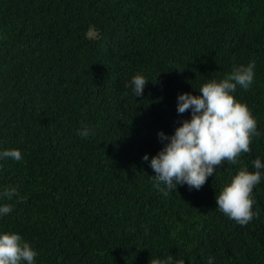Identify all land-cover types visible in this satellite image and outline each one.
Instances as JSON below:
<instances>
[{
    "label": "trees",
    "instance_id": "1",
    "mask_svg": "<svg viewBox=\"0 0 264 264\" xmlns=\"http://www.w3.org/2000/svg\"><path fill=\"white\" fill-rule=\"evenodd\" d=\"M249 61L254 82L234 95L258 122L251 151L199 190L164 195L142 157L190 118L174 89L196 95ZM137 72L140 97L126 87ZM12 148L22 159L0 161V203L13 207L0 230L28 241L36 264H264V182L245 226L215 201L264 161V0H0V150Z\"/></svg>",
    "mask_w": 264,
    "mask_h": 264
},
{
    "label": "clouds",
    "instance_id": "2",
    "mask_svg": "<svg viewBox=\"0 0 264 264\" xmlns=\"http://www.w3.org/2000/svg\"><path fill=\"white\" fill-rule=\"evenodd\" d=\"M255 68L254 61L234 65L223 78L205 80L196 89V95L186 92L181 83L174 89L177 113L190 112V118L182 119L170 135L158 131L162 147L151 158L147 153L142 157L154 172L151 175L154 187L164 195L175 191L178 185L199 190L222 163L235 165L242 153L251 151V138L261 134L258 122L248 106L234 94L238 86L247 90L253 84ZM148 81L143 73L137 72L126 87H131L135 97H140ZM78 134L87 138L94 133L84 127L78 130ZM5 159L20 161L21 151L15 148L0 150V161ZM251 163L253 170L247 166L240 167L215 193L216 208L240 226L253 220L252 194L256 186L264 182L262 158L257 157ZM11 192L15 195L14 188ZM12 212L10 204L0 203V218ZM37 255V251L19 233L0 230V264H36ZM150 264L185 262L169 254L152 259ZM207 264H214V258L208 257Z\"/></svg>",
    "mask_w": 264,
    "mask_h": 264
}]
</instances>
